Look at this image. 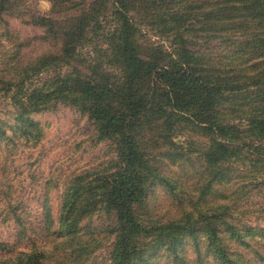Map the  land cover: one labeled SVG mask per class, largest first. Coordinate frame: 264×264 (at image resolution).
I'll return each mask as SVG.
<instances>
[{
	"label": "trees",
	"instance_id": "1",
	"mask_svg": "<svg viewBox=\"0 0 264 264\" xmlns=\"http://www.w3.org/2000/svg\"><path fill=\"white\" fill-rule=\"evenodd\" d=\"M29 1L0 0V95H10L14 108L13 125L0 119V144L26 138L35 127L30 114L67 104L86 114L98 140L112 142L113 159L99 176L64 190L56 222L48 200L42 219L29 220L0 180V219L16 238L0 242L14 253L0 264H65L76 250L51 244L72 238L99 210L111 217V264H147L161 249L188 264L177 252L185 239L194 241L197 264H243L222 235L235 228L232 207L216 202L214 188L243 170L264 183V0H49L46 15ZM9 18L40 29L50 43L45 53L26 58L30 43L11 31ZM145 27L152 29L145 38L157 31L169 52L142 47ZM97 37L107 41L109 74L96 71ZM86 48L94 57L84 73L77 65ZM180 136L185 146L174 142ZM163 158L178 166L172 180L161 172ZM155 184L175 193L170 220L141 212Z\"/></svg>",
	"mask_w": 264,
	"mask_h": 264
},
{
	"label": "rangeland",
	"instance_id": "2",
	"mask_svg": "<svg viewBox=\"0 0 264 264\" xmlns=\"http://www.w3.org/2000/svg\"><path fill=\"white\" fill-rule=\"evenodd\" d=\"M28 5L34 12L42 15L48 14L51 8L49 0H30ZM7 21L11 31L27 38L30 43V46L25 49L26 58L45 53L50 43L43 40L46 36L40 29L25 26L12 18ZM103 27L106 29L110 27L109 19ZM147 28L149 27H145V31L140 32L142 47L151 49L162 46L164 51L169 52L168 42L163 43L157 31H153V34L145 38L148 32H151ZM106 42L100 37L93 41L96 50L94 54L100 63L96 70L99 74L111 72L107 66L109 53L105 52ZM85 50L80 52L77 68L87 73L85 69L88 66L87 60L89 62V58L94 56L89 48ZM89 72L91 73V70ZM35 84L37 85L36 82ZM9 96L0 95V119L10 120L9 124L13 125L14 121L9 115L13 113L14 108ZM29 119L35 127L30 129L26 138L18 136L8 144H0V180L6 182V187H9L12 203L19 202L29 220L32 219L36 223L42 219L43 204L48 200L50 215L56 222L58 203L64 190L76 178H82L79 184H83L87 180L94 179V176H99L97 171L107 168V163L113 159L110 150L112 142L108 139L98 140L92 122L76 106L57 104L49 111L30 114ZM8 133L11 135V132ZM174 142L179 146H185L186 137H177ZM163 164L166 167L160 168L161 172L167 174L171 180L172 176L176 177V174L180 173L178 166L171 165L166 158H163ZM236 169L239 171V167ZM239 172L234 174L237 176V182L214 188L218 190L217 195H227L226 201H220L216 195L214 198L216 202L231 205L232 214H234L228 221L235 228L230 231L225 226L226 230L222 235L229 244V250L235 251L242 257L243 264H264V183H253L244 170L243 173ZM177 195L181 196L180 192H177ZM176 203L175 193L155 184L151 186L145 207L141 212L162 221L170 220L177 212ZM213 204L210 202V205ZM4 207V203L0 204V210ZM110 226L111 217L102 210L95 211L78 225L77 232L72 238L63 242L58 241L51 246L76 250L72 257L69 256V251L66 253L65 264H111L110 253L114 236ZM13 228L15 229L12 224H3L0 219V242L16 244ZM52 230H56L55 224ZM234 230L240 236L236 238V242L230 239ZM28 235L34 238L31 233ZM201 243L202 253H205L203 242ZM193 245V240L185 239L177 250L180 253L179 257L187 260L188 264H197ZM24 246H26L25 243L18 246V249L22 250ZM13 254L0 249L2 260L13 258ZM71 260H74L73 263H70ZM210 263L211 259L208 258L207 264ZM147 264L180 263L161 249L149 254ZM239 264H242L240 260Z\"/></svg>",
	"mask_w": 264,
	"mask_h": 264
}]
</instances>
